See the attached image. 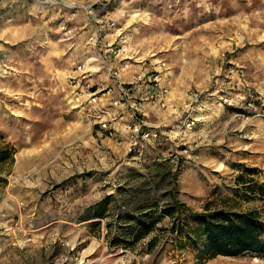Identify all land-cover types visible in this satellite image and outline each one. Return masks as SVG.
I'll use <instances>...</instances> for the list:
<instances>
[{
  "label": "rangeland",
  "instance_id": "374dc122",
  "mask_svg": "<svg viewBox=\"0 0 264 264\" xmlns=\"http://www.w3.org/2000/svg\"><path fill=\"white\" fill-rule=\"evenodd\" d=\"M39 1L0 0V135L3 136L0 147L11 143L16 150L12 163L0 162V179L12 174L21 155L46 156L48 147V158L59 156L62 149L59 134L67 128L65 124L78 119L93 121L89 110H84L87 106L76 108L69 100L64 77L65 70L81 54V45H77L81 22H76L75 15L82 9L60 10L54 6L65 13L54 19V7ZM107 2L108 14L116 12L119 26L130 34L125 47L132 49L137 61L143 60L134 64L163 60L168 85L174 80L184 94L213 92L216 98L217 102L204 111H192L197 121L189 132L184 131L185 123L192 118L189 109H180L177 114L178 138L173 148L169 143L171 149L166 150V155L174 157L180 165L185 163V174L176 169L167 181L165 177L159 180V175L151 170L148 172V183H157L155 189H150L151 196L159 199L153 206L157 215L169 204L167 198L175 197L181 207L173 215L162 216L149 238L130 247L118 246L114 256L108 255L111 252L108 241L105 249V245L98 244L93 253H75L61 261L62 250L51 248L42 230L34 227L40 216L31 212L32 207L9 203L8 179L6 183L0 180V264H264V253L253 252L200 261L197 250L202 247L204 236H196V215L215 209L231 212L254 209L264 221V196L251 193L248 188L264 180V138L241 141L239 135L244 130L231 131L226 146L221 137L220 116L221 96L226 92L223 74L231 59L244 67L250 83L264 90V0ZM28 23L34 25L36 37L29 33ZM235 108L229 109L231 115L226 120L237 126L238 120L241 124L242 117L250 116L244 109ZM235 111L241 114L239 119ZM133 118L145 117L138 111ZM179 131L187 136L181 137ZM119 140L123 139L117 136ZM243 144L247 145V153L239 148ZM185 145H190L191 157L184 154ZM103 151L101 158L109 161L110 156ZM145 154V148L141 155L128 153L136 163L133 169L146 168L142 161ZM37 165L40 162L34 160L26 169ZM114 166L128 168L123 158H118ZM123 197L118 194L117 213L128 208ZM99 229L93 226L91 231L98 234ZM151 237L155 239L152 248L148 243ZM99 240L98 236L94 243L97 245Z\"/></svg>",
  "mask_w": 264,
  "mask_h": 264
},
{
  "label": "crops",
  "instance_id": "0c3cea01",
  "mask_svg": "<svg viewBox=\"0 0 264 264\" xmlns=\"http://www.w3.org/2000/svg\"><path fill=\"white\" fill-rule=\"evenodd\" d=\"M52 9L55 11L54 19L65 15L55 7ZM108 13L106 9L101 11L100 18L104 20L116 18V12ZM75 20L81 22V34L78 37L79 43H77L81 45V54L76 63L65 70L64 77L66 79L68 71L74 70L79 63H83L84 69L90 72L88 77L82 79L79 84L66 79L68 94L69 97L71 96L69 100L73 102V106L78 108L75 97L84 89L95 85L92 90L98 94L99 102L103 105H112L113 100L121 96V93L116 86L111 91H106L108 86H113L107 74V67L108 65L120 66L121 56L127 47L124 45L118 56L107 53L103 43L110 38V30L106 23L103 32H99L100 24L97 19L83 10L76 13ZM28 26L29 33L36 37L34 25L28 23ZM50 30H52L51 27ZM92 35L98 37L97 44L92 43L90 39ZM46 36L47 33L44 35L45 39ZM77 51L79 53V50ZM232 60L228 62L223 74V83L226 87L223 95L226 93L235 95L241 87H248L252 96H261L262 101L257 99L256 103L258 109H264V90L250 83L246 78L244 67L238 61L236 63L233 60L234 63ZM142 67V64H133L130 69L124 71L122 82L128 87L129 98L124 104L113 106L118 118L115 123L109 124L108 129H101L94 120H72L71 123L65 124L66 129L60 131L59 140L62 149L59 156L56 154L55 157L48 158V147H46V156L21 155L20 160L16 159V164L11 170L12 174L7 178L6 200L15 206L32 207L31 212L40 216L34 227L42 230L41 234L45 235L46 242H50L51 248L58 247L62 250L61 261L71 258L75 253L83 255L93 253L97 250L98 244L101 247L105 245L103 248L105 249L108 247V241V248L111 250L108 255L114 256L116 253L114 250L118 246L121 245V248L125 246L123 239L130 240L133 237L132 230L137 231L139 228L134 216L145 212L144 207L159 201L158 198L151 196L150 189H155L157 183L156 181L151 185L148 183V172L151 170L159 175V180L165 177L167 181L172 179L176 169H181L179 172L181 175L185 174L186 164L180 165L174 157L166 155V150L171 149L169 143L172 148L176 143L178 137L175 127L179 120L177 114L180 109L188 108L189 94L178 90L179 87L174 80L168 85L166 73L162 76V81L158 86L151 81L132 84L135 73ZM164 88L166 92L163 91ZM202 98L204 102V107L200 109L202 111L217 102L216 98L209 97L208 93H203ZM162 101L164 105H161ZM220 104L223 124L221 137L222 141L227 143L226 146H229L231 131L242 132L244 130L247 135L246 137L239 135V140L264 138L263 117H242L241 124L238 120V125L235 126L226 120L231 115L229 109L235 106ZM131 106L138 107L150 125H161L160 130L163 136H168L157 141L150 139L147 142L145 158L142 160L145 169H133L136 163L133 161V156H127L130 152L128 142L117 141L118 131L123 132L125 123L134 120ZM241 108L237 107V109ZM87 109L91 110V101H88L84 110ZM244 111L247 112V110ZM190 114L193 113L190 112ZM234 115L238 116V119L241 116L237 111ZM171 127L172 131L169 130ZM239 148L242 153H247L246 144ZM102 150H105L103 152L108 154L109 159L114 163L101 158ZM86 158L88 159L87 165ZM118 158L125 159L128 164L127 169L114 166ZM34 160L40 162V165L33 169H26L27 164ZM158 183L160 184V181ZM118 194H123L124 205L128 206L120 213L116 211L119 204ZM166 200L169 203L176 202L175 197ZM93 226L100 228L98 234L91 231ZM98 236L101 242L99 240L96 245L94 239ZM149 236L150 234H146L141 240Z\"/></svg>",
  "mask_w": 264,
  "mask_h": 264
},
{
  "label": "built area",
  "instance_id": "2783aa9c",
  "mask_svg": "<svg viewBox=\"0 0 264 264\" xmlns=\"http://www.w3.org/2000/svg\"><path fill=\"white\" fill-rule=\"evenodd\" d=\"M39 2L49 4L50 6H57L60 10L70 9H82L88 15H91L97 22L100 24L98 27L99 32H103L104 24L106 23L107 28L110 30V38L105 40L103 43L104 50L112 54L113 56L120 55V51L123 49L124 45L129 42L128 31L119 26V23L116 19H101L99 13L104 11L108 7L107 1H94V2H85V0H40ZM63 27H65V23H63ZM92 43H98V37L92 35L90 37ZM121 64L120 66H111L107 67V74L109 78L112 80L113 86H108L106 91H111L114 86L118 87L121 93V96L113 100L112 105H103L97 99V93L93 91L91 88L84 89L81 93H79L75 97V101L77 106L80 108H85L87 106L88 101H91V111H89V115L93 118L94 121L100 126L101 129H108L110 123H115L117 121V115L114 113L113 106L124 104L128 95V87L124 85L122 82L123 73L125 70L130 69L135 62H143L137 61L138 58L133 54L132 49L127 47L124 50V54L121 56ZM150 64V65H149ZM144 63L143 67L140 71L136 72L134 75V79L132 84L137 83H146V82H154L157 86L162 81V76L164 70L166 68V63L163 60H158L153 63ZM80 71L79 73H76ZM89 70L84 69V64L79 63L75 67L74 70H70L67 73V78L70 81H75V83L79 84L80 81L89 75ZM166 92L167 90L164 88L163 90ZM213 92L208 93L209 97L212 96ZM189 103L188 109L189 113L195 111V109H202L204 107V102L202 101V93L199 91H194L189 94ZM257 99L261 100L260 95L252 96L251 91L248 87H243L235 95H231L226 93V95L221 96V102L226 105H232L235 107H242L244 110H247L249 116H258L264 118V109H258L257 107ZM161 105H164V102H161ZM133 115L137 116L138 111L140 109L138 107H133ZM191 115V114H189ZM191 119L185 123L184 131L189 132L194 128L195 122L197 118L191 115ZM161 125H150L147 119L141 118L133 121H128L125 123L123 127V132L118 131V135L124 141H127L129 144V151L136 152V154H143L144 148L147 142L150 139L153 140H161L164 134L160 130ZM172 131V127L169 129ZM179 135L185 138L187 135L181 133L179 131ZM242 137H246V133L240 134ZM123 140H119L122 142ZM191 147L190 145H185L183 147L184 154H187L188 157H191ZM198 155H193V158H197Z\"/></svg>",
  "mask_w": 264,
  "mask_h": 264
},
{
  "label": "trees",
  "instance_id": "16d2710c",
  "mask_svg": "<svg viewBox=\"0 0 264 264\" xmlns=\"http://www.w3.org/2000/svg\"><path fill=\"white\" fill-rule=\"evenodd\" d=\"M0 137H3L0 135ZM15 147L11 143H6L0 147V162L14 161ZM4 183L7 178L0 179ZM251 193L264 196V180L256 181L248 186ZM179 203H169L165 205L159 215L153 209L157 202L150 204L145 212L134 216L137 231L132 230L133 237L130 240L123 239L125 246H129L140 241L146 234H151L162 216L173 215L180 205ZM179 206V207H178ZM185 207L181 210L184 211ZM198 229L196 236H204L202 247L197 250V258L200 261L213 258L218 255L236 256L245 252L264 253V221L257 210L244 212H231L224 209H215L206 213L196 215ZM155 239L151 237L149 246L152 248Z\"/></svg>",
  "mask_w": 264,
  "mask_h": 264
}]
</instances>
